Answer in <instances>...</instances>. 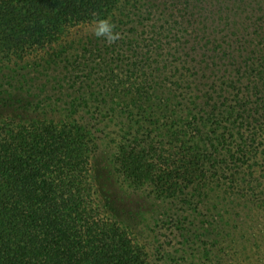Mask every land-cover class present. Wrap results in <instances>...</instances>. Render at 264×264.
<instances>
[{"label": "trees", "instance_id": "obj_1", "mask_svg": "<svg viewBox=\"0 0 264 264\" xmlns=\"http://www.w3.org/2000/svg\"><path fill=\"white\" fill-rule=\"evenodd\" d=\"M152 263L264 264V0H0V264Z\"/></svg>", "mask_w": 264, "mask_h": 264}, {"label": "rangeland", "instance_id": "obj_2", "mask_svg": "<svg viewBox=\"0 0 264 264\" xmlns=\"http://www.w3.org/2000/svg\"><path fill=\"white\" fill-rule=\"evenodd\" d=\"M93 177L101 201L118 220L125 221L138 232L147 229L144 224L152 222L156 217L157 206L155 208L151 201L142 197V194L134 193L122 186L103 158L94 161Z\"/></svg>", "mask_w": 264, "mask_h": 264}, {"label": "clouds", "instance_id": "obj_3", "mask_svg": "<svg viewBox=\"0 0 264 264\" xmlns=\"http://www.w3.org/2000/svg\"><path fill=\"white\" fill-rule=\"evenodd\" d=\"M93 23L95 25L93 34L97 39H103L106 44H114L121 38L120 32L116 31V25L111 22L110 18L94 13Z\"/></svg>", "mask_w": 264, "mask_h": 264}]
</instances>
